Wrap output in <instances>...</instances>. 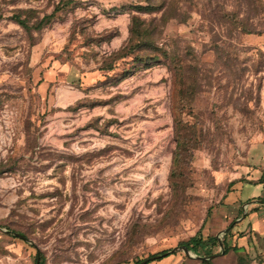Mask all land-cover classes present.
Instances as JSON below:
<instances>
[{
  "label": "rangeland",
  "instance_id": "rangeland-1",
  "mask_svg": "<svg viewBox=\"0 0 264 264\" xmlns=\"http://www.w3.org/2000/svg\"><path fill=\"white\" fill-rule=\"evenodd\" d=\"M236 185L263 202L264 0H0V264H204Z\"/></svg>",
  "mask_w": 264,
  "mask_h": 264
},
{
  "label": "crops",
  "instance_id": "crops-1",
  "mask_svg": "<svg viewBox=\"0 0 264 264\" xmlns=\"http://www.w3.org/2000/svg\"><path fill=\"white\" fill-rule=\"evenodd\" d=\"M262 181L263 180L259 179L256 182L258 185L261 184V189L263 185ZM241 185L243 184L241 183ZM241 187L243 188V186ZM237 189L238 186L236 185L233 190L229 192L227 200H225L226 204L222 206L223 209H221V211L225 214V218L223 219V229L225 230L217 234L219 238L217 244L209 245V249L213 253L207 256L197 254L193 251L195 256L200 258L203 263L204 260L207 259L209 264H240L239 256L242 255L244 257L243 264H264V199L262 200L263 202H261L256 200V198H249V195L244 197V192ZM250 207L252 212L249 214L248 209ZM240 212L241 216H238ZM235 216H238L235 219L236 223L232 230L228 232L227 228L229 227L227 225H231V221L234 220ZM209 235L216 234L203 235V237L206 238ZM223 235L224 237H228L227 245L232 248L226 253L223 251L215 253L213 246L221 245L220 239H222L221 237ZM186 253L188 256L191 255L190 251ZM200 256L206 257L202 258ZM180 264L184 263L181 262Z\"/></svg>",
  "mask_w": 264,
  "mask_h": 264
},
{
  "label": "trees",
  "instance_id": "trees-1",
  "mask_svg": "<svg viewBox=\"0 0 264 264\" xmlns=\"http://www.w3.org/2000/svg\"><path fill=\"white\" fill-rule=\"evenodd\" d=\"M148 7L151 8V10H153L155 6L149 4ZM51 14L45 15L37 23V26L41 27L44 23L49 22V17L51 16ZM137 34L143 36V32L142 31H137ZM143 37L139 41L141 43L145 44V42L148 41V40H145V38L147 36H143ZM210 213H211V211L209 210L208 211V216L210 215ZM235 222H236V220L232 221L231 225L229 226V228L227 230L228 232H230L232 230V228L235 225ZM10 231L13 233V236L20 237V236L17 235L16 232H21V231H19V230H10ZM21 233L24 235L21 238H23L24 240H26L28 242L26 235L23 232H21ZM218 242H219V238H218L217 235H209L208 237L204 238L203 234L201 232V229H200L193 236H191L189 239L183 240L181 242V245L183 247H187L189 250H192V251H194L197 254L210 256L213 252L209 249V245L210 244H217ZM222 244H223V252L224 253L228 252L232 248L231 246H229V245H227L225 243V238H222ZM31 245L33 246V244H31ZM173 249L174 248L171 247V248H166V249L157 251L155 253H151V254H149L148 257H146L144 259L137 260V264L141 263L143 260H146V262L143 263V264H147V263L151 262L154 259H161L164 256H167V255L173 253ZM37 259H38V255H37ZM243 260H244V257L242 255H240L239 256L240 264H243ZM43 261H44L43 256L41 255V257H40V255H39V264H43ZM204 263L209 264V261L206 259V260H204ZM36 264H37V260H36Z\"/></svg>",
  "mask_w": 264,
  "mask_h": 264
},
{
  "label": "water",
  "instance_id": "water-1",
  "mask_svg": "<svg viewBox=\"0 0 264 264\" xmlns=\"http://www.w3.org/2000/svg\"><path fill=\"white\" fill-rule=\"evenodd\" d=\"M228 229V228H227ZM17 233V235L18 236H20V237H23L24 235L21 233V232H16ZM220 243L222 244V239H220ZM176 248V247H175ZM174 248V249H175ZM184 248V250L186 251V252H189L190 250L187 248V247H183ZM214 255H216V254H214ZM200 257H202V258H205L206 256H200ZM146 262V260H143L141 263H139V264H143V263H145ZM37 264H39V254H38V259H37Z\"/></svg>",
  "mask_w": 264,
  "mask_h": 264
}]
</instances>
